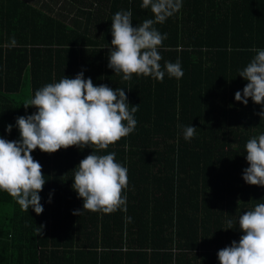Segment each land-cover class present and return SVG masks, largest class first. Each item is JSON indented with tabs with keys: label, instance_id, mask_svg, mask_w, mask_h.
<instances>
[{
	"label": "trees",
	"instance_id": "1",
	"mask_svg": "<svg viewBox=\"0 0 264 264\" xmlns=\"http://www.w3.org/2000/svg\"><path fill=\"white\" fill-rule=\"evenodd\" d=\"M76 1L61 9L0 0V137L20 141L17 118L37 112L24 104L64 76L83 72L96 86L124 89L129 108L139 105L136 129L97 154L114 152L128 169L127 210L83 211L74 169L90 146L37 148L44 211H23L0 191V264H220L218 252L244 235L239 217L264 203V186L243 179L246 143L264 134V105L235 100L248 83L239 72L253 49H264V0H182L155 25L167 34L162 67L179 60L184 72L163 82L135 74L124 81L108 67L114 14L131 9L138 26L152 18L142 0Z\"/></svg>",
	"mask_w": 264,
	"mask_h": 264
},
{
	"label": "clouds",
	"instance_id": "2",
	"mask_svg": "<svg viewBox=\"0 0 264 264\" xmlns=\"http://www.w3.org/2000/svg\"><path fill=\"white\" fill-rule=\"evenodd\" d=\"M182 6V0H142L141 7L150 9L152 18L135 27L131 9L117 11L112 18L108 67L115 74L122 73L124 81H130L134 74L160 82L166 74L182 78L184 72L179 60L166 62L162 67L158 49L167 34H161L155 27L165 23ZM253 51L256 55L239 72L248 83L242 93H235V100L247 105L251 98L256 104L264 105V49ZM129 105L124 89L96 86L91 78H84L83 72L75 78L64 76L59 82L36 90L24 107H35L37 112L17 118L21 140L0 137V191L7 192L23 211L34 209L40 215L44 211L40 193L46 181L42 165L32 152L39 148L52 154L62 148L90 146L92 154L74 169L73 189L84 201L83 211L105 214L126 211L127 197L123 192L128 186V169L116 161L114 152L97 153L135 131L134 114L139 105L131 108ZM260 115L264 117V112ZM196 129L192 125L185 127L184 139L190 141ZM7 130L10 133L12 125ZM245 147L250 166L244 170L243 179L249 185L264 186V134L249 139ZM227 225V230L232 229V220ZM238 225L244 235L238 243L233 241L218 252L220 264H264V203L244 212ZM43 227L37 228L38 235H43Z\"/></svg>",
	"mask_w": 264,
	"mask_h": 264
},
{
	"label": "crops",
	"instance_id": "3",
	"mask_svg": "<svg viewBox=\"0 0 264 264\" xmlns=\"http://www.w3.org/2000/svg\"><path fill=\"white\" fill-rule=\"evenodd\" d=\"M28 3L32 4L33 6L35 7H42V5L44 4H49V5H58V6H54L55 8H65V5L66 4H69V3H76L77 1L76 0H26ZM89 0H80L78 1L77 3V6H79L78 4L81 3L80 5H84L86 3H88ZM61 5V6H59ZM70 5V4H69ZM76 5V4H75ZM69 8H72V7H69ZM75 10H76V7H73ZM73 13V12H72ZM85 21L87 20L86 18H83ZM71 21V20H70Z\"/></svg>",
	"mask_w": 264,
	"mask_h": 264
},
{
	"label": "rangeland",
	"instance_id": "4",
	"mask_svg": "<svg viewBox=\"0 0 264 264\" xmlns=\"http://www.w3.org/2000/svg\"><path fill=\"white\" fill-rule=\"evenodd\" d=\"M70 6H71V5H70ZM70 6H68V7H70ZM71 12H74V11H71ZM19 139L21 140L20 131H19Z\"/></svg>",
	"mask_w": 264,
	"mask_h": 264
}]
</instances>
